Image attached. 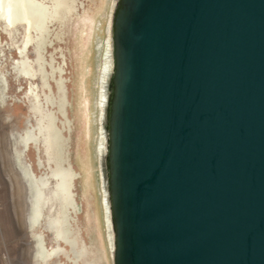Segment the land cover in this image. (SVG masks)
<instances>
[{
	"label": "water",
	"instance_id": "water-1",
	"mask_svg": "<svg viewBox=\"0 0 264 264\" xmlns=\"http://www.w3.org/2000/svg\"><path fill=\"white\" fill-rule=\"evenodd\" d=\"M104 125L114 264H264V0H119Z\"/></svg>",
	"mask_w": 264,
	"mask_h": 264
},
{
	"label": "rangeland",
	"instance_id": "rangeland-1",
	"mask_svg": "<svg viewBox=\"0 0 264 264\" xmlns=\"http://www.w3.org/2000/svg\"><path fill=\"white\" fill-rule=\"evenodd\" d=\"M35 6L30 34L0 17V264H114L93 171L109 0Z\"/></svg>",
	"mask_w": 264,
	"mask_h": 264
},
{
	"label": "bare ground",
	"instance_id": "bare-ground-1",
	"mask_svg": "<svg viewBox=\"0 0 264 264\" xmlns=\"http://www.w3.org/2000/svg\"><path fill=\"white\" fill-rule=\"evenodd\" d=\"M118 2L119 0H109V8L111 9V11L106 15L108 38L106 40L102 39L97 45L99 51V58H98L97 72L94 77V85L92 91V109H93V127H94L93 132L95 130L94 151H95V160H96V166H94L93 164V171L94 173L97 172V176H98L97 183L99 187V193L101 196V206L104 211L105 224H106L105 227L107 228L108 236H109V248H110L109 253L112 257V262L114 258L115 242H114L113 224L111 219V208L108 201V192L106 189V177H105V168H104L105 167L104 158L108 150L107 135L104 128V119H105L106 105L108 103V96H109V92H108L109 79L113 71L112 24L114 18V11L117 7ZM37 12L38 11L35 6V0H0L1 19L5 20L6 23H8L11 26H14L16 24H24L26 28V32L28 33L31 30L32 26L34 25V22H36V19L38 18ZM29 34L27 36L28 39L27 43L30 39ZM18 168L25 181L29 184L30 187H33V185L28 180L29 174L27 170L23 168L19 159H18ZM94 180H95V174H94ZM30 206L31 203L29 204V207ZM37 249L40 252V248Z\"/></svg>",
	"mask_w": 264,
	"mask_h": 264
}]
</instances>
